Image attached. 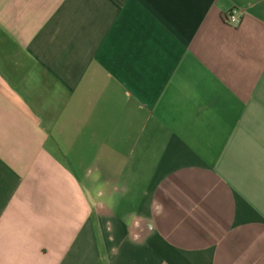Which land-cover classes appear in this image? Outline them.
<instances>
[{
  "label": "crops",
  "instance_id": "obj_1",
  "mask_svg": "<svg viewBox=\"0 0 264 264\" xmlns=\"http://www.w3.org/2000/svg\"><path fill=\"white\" fill-rule=\"evenodd\" d=\"M0 264H264V0H0Z\"/></svg>",
  "mask_w": 264,
  "mask_h": 264
},
{
  "label": "built area",
  "instance_id": "obj_2",
  "mask_svg": "<svg viewBox=\"0 0 264 264\" xmlns=\"http://www.w3.org/2000/svg\"><path fill=\"white\" fill-rule=\"evenodd\" d=\"M242 13L243 12L239 10H232L223 17V21L227 23V25L233 28H237L241 24Z\"/></svg>",
  "mask_w": 264,
  "mask_h": 264
},
{
  "label": "clouds",
  "instance_id": "obj_3",
  "mask_svg": "<svg viewBox=\"0 0 264 264\" xmlns=\"http://www.w3.org/2000/svg\"><path fill=\"white\" fill-rule=\"evenodd\" d=\"M159 211H162V205L159 206Z\"/></svg>",
  "mask_w": 264,
  "mask_h": 264
}]
</instances>
